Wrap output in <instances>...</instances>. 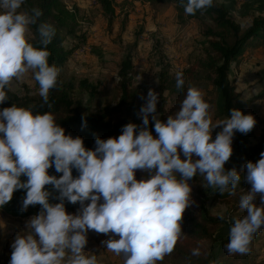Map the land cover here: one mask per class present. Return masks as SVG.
<instances>
[{"label":"clouds","instance_id":"clouds-1","mask_svg":"<svg viewBox=\"0 0 264 264\" xmlns=\"http://www.w3.org/2000/svg\"><path fill=\"white\" fill-rule=\"evenodd\" d=\"M23 3L0 0V104L8 99L4 89L29 70L44 103L57 85L59 70L49 64L47 49L55 28L38 23L39 8L20 11ZM180 3L191 15L211 7L213 0ZM30 25H37L36 45L27 36ZM183 86V75L177 72L176 87ZM158 98L150 88L138 113L141 125L128 122L118 136L96 137L94 148L85 147L82 137L66 134L50 112L16 104L0 108V207L20 189L25 190L21 210L40 206L15 236L9 264H97L95 255L85 254L90 230L110 233L102 243L123 254L124 264H156L172 252L181 232L193 176L220 192L229 187L235 192L241 171L225 170L224 165L233 151L234 133H248L254 116L234 107L213 124L201 91L189 86L179 109L161 120L156 113ZM150 119L155 135L148 127ZM217 126L221 130L213 139ZM50 167L62 174H49ZM243 167L251 188L239 198V208L246 214L229 226L225 245L229 254H246L253 235L264 226V150ZM73 169L78 175L73 176ZM137 170L145 173L140 179ZM46 185L57 191L58 202H50ZM257 194L260 205L255 203ZM65 200L79 202L76 214L66 211ZM192 254L198 255V250Z\"/></svg>","mask_w":264,"mask_h":264},{"label":"rangeland","instance_id":"rangeland-1","mask_svg":"<svg viewBox=\"0 0 264 264\" xmlns=\"http://www.w3.org/2000/svg\"><path fill=\"white\" fill-rule=\"evenodd\" d=\"M74 13L76 37L67 36L66 48L81 39V45L73 51L64 65L61 75L78 89L77 95L87 110L115 106L120 100L117 92L118 69L121 60L131 57L133 107L124 105L122 113L141 125L139 109L151 88L158 94L156 113L161 120L177 111L189 87V68L199 54L202 34L196 22H184V13L175 2L148 0H111L113 13H106L97 0H62ZM232 14L241 27H246L253 16L264 13V0H217ZM20 11H23L19 9ZM238 69L232 67L230 77L235 76L236 92L242 101L251 100L247 113L255 118L251 129L250 144H254L264 127V42L244 51ZM183 75L184 86L176 87V73ZM84 82L85 84H82ZM10 89L17 95H38L39 85L29 70L20 80H13ZM219 100L208 102V113L214 124L224 117L217 111ZM150 117L152 114H149ZM153 130L150 119L148 125ZM215 128L212 137L216 135ZM155 134V132H154ZM203 179V178H202ZM209 189H212L208 187ZM251 188V187H250ZM215 215L225 212L226 204L220 200L207 203ZM78 209L67 211L76 214ZM13 215L0 208V264H9L11 244L17 233L26 229V221L36 215ZM221 226L217 233H225ZM111 234L87 232L85 254L95 255L97 264H124L123 254L117 255L102 241ZM194 246L193 242H189ZM195 244V249L198 250ZM253 264H264V234L249 245ZM156 264H169L168 262Z\"/></svg>","mask_w":264,"mask_h":264},{"label":"trees","instance_id":"trees-1","mask_svg":"<svg viewBox=\"0 0 264 264\" xmlns=\"http://www.w3.org/2000/svg\"><path fill=\"white\" fill-rule=\"evenodd\" d=\"M103 10L113 13L111 0H97ZM150 2L163 1L175 2L178 9L185 14L180 0H148ZM32 8H39L41 16L39 22H47L55 28V35L47 45L50 53L49 64H55L59 70L57 85L49 90L48 101L44 103L38 95L25 93L17 95L10 87H6L7 98L0 108L8 107L11 104L32 108L34 112H50L56 123L64 127L66 134L83 138L85 147L94 148L96 137L108 138L118 136L121 128L128 122H133L122 113V107L129 105L133 107L135 95L132 91V61L131 57L121 60L118 69L117 92L120 100L115 106H104L95 110L84 108L82 100L77 95L78 89L71 82L66 81L62 75V69L73 51L81 45V39L73 43L72 47L66 48L64 41L67 36L76 37L75 16L62 0H24L21 10L29 11ZM196 22L201 32L202 40L199 44V54L195 56L192 65L187 68L189 73L188 86L198 88L204 100L208 103L213 98L219 100L217 107L218 114L222 117L229 115L231 108H239L247 113L251 100L242 101L236 92L235 76L230 77L232 67H239L244 62L243 53L247 49L258 47L264 42V13L252 17L246 27H241L233 18L229 10L217 0H213L211 7L198 10L195 14H185L184 22ZM37 25H30L27 36L31 43L37 44L39 39L36 31ZM38 46V45H37ZM85 84L84 82H81ZM185 91V88H181ZM186 93V91H185ZM260 94L259 97L263 96ZM221 126L215 128L219 132ZM154 134V132H153ZM217 134V133H216ZM251 130L246 133L235 132L232 140V154L225 163V170L235 167L241 171V180L235 192L230 187L220 192L218 189H209L206 181L199 175L193 176L188 182L191 185L190 203L185 208L180 221L181 232L171 253L166 254L159 263L169 264H253L251 252L246 254H229L225 245L228 242L229 226L234 218L242 217L246 213L239 208L241 194L247 192L251 185L243 178L244 165L247 161L259 159V154L264 150V127L261 128L258 140L250 144L249 137ZM155 135V134H154ZM216 135L212 138L214 139ZM182 155V154H181ZM49 174L56 173L54 168L48 169ZM78 172L73 169V176ZM145 173L142 170L136 171V178L140 179ZM25 179V177H21ZM205 185V186H204ZM50 192V202H58V193L51 185L45 186ZM25 190H16L11 200L1 209L13 215H29L40 211L39 205H30L26 210H21ZM220 200L226 204L224 214H213L207 203ZM86 201L85 203H87ZM255 203L261 204L260 194L255 197ZM66 211H74L80 208L79 202L73 204L65 200ZM223 217L221 219L220 217ZM224 226L227 231L218 234V229ZM264 234L262 226L251 240L259 238ZM193 242L192 247L189 242ZM195 244L200 247L198 255H193ZM251 244V243H250Z\"/></svg>","mask_w":264,"mask_h":264}]
</instances>
